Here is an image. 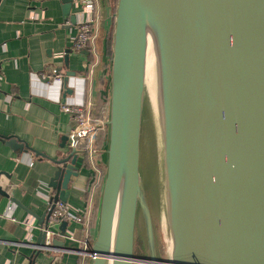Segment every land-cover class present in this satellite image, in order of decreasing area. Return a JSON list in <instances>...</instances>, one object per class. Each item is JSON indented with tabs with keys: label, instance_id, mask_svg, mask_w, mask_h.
<instances>
[{
	"label": "water",
	"instance_id": "1",
	"mask_svg": "<svg viewBox=\"0 0 264 264\" xmlns=\"http://www.w3.org/2000/svg\"><path fill=\"white\" fill-rule=\"evenodd\" d=\"M61 1L64 17L76 23L75 0ZM115 7L107 172L96 237L85 250L91 264H264V0H117ZM153 19L162 43L155 112L163 134L167 221L175 235L168 257L158 252L140 174L145 49ZM69 83L65 77L64 101L73 92ZM68 139L63 137L61 147ZM78 156L72 149L55 160L49 187L56 194L38 216L42 226H48L57 201H68L72 177L79 175ZM0 193L8 195L1 187ZM138 210L145 249L140 257ZM67 225L60 229L65 232ZM55 240L47 244L42 230L38 247H54Z\"/></svg>",
	"mask_w": 264,
	"mask_h": 264
},
{
	"label": "crops",
	"instance_id": "2",
	"mask_svg": "<svg viewBox=\"0 0 264 264\" xmlns=\"http://www.w3.org/2000/svg\"><path fill=\"white\" fill-rule=\"evenodd\" d=\"M95 5L96 13L90 14L83 2L75 3L71 13L76 23L64 17L61 0H6L0 9V187L9 195L0 193V264H91L89 242L87 249L84 242L90 235L94 240L97 233L107 172V127L94 165L79 155V175L69 185L67 203L83 221L70 220L65 232L54 227L55 248L40 249L38 238L47 224L42 226L38 216L53 203L56 190L49 182L57 170L55 160L67 157L69 139L65 148L62 139L76 123L61 107L64 78L69 77L73 88L67 103L96 106L100 98L101 114L104 111L108 119L112 56L107 54V42L115 5L113 0H95ZM92 17L90 59L89 50L78 53L73 42L78 23ZM53 69L62 73V82L41 78V72ZM11 141L29 148L15 149Z\"/></svg>",
	"mask_w": 264,
	"mask_h": 264
},
{
	"label": "built area",
	"instance_id": "3",
	"mask_svg": "<svg viewBox=\"0 0 264 264\" xmlns=\"http://www.w3.org/2000/svg\"><path fill=\"white\" fill-rule=\"evenodd\" d=\"M82 2L86 12L90 14L96 13L97 7L95 5V0H75L74 4ZM93 18L94 17L84 19L78 23L77 33L73 42V49L78 53L87 49L93 41ZM40 76L48 80L60 82L63 80L62 73L57 69H53L51 73L41 72ZM66 101L60 102L63 111L76 118L75 126L69 135V150L73 149L78 155L89 157L90 162L94 165L96 154L95 140L99 131L107 127V115L102 111L100 116H94L91 103L79 105L67 103ZM70 220L82 222L83 217L78 214V212L71 211V207L67 202L62 200L57 201L48 226L43 228V230H46V243L49 245L52 244L55 236L58 234V232L54 230V227H60L64 221L69 222ZM84 243L87 249L88 241L85 240ZM50 248L54 249V247H49L48 249Z\"/></svg>",
	"mask_w": 264,
	"mask_h": 264
},
{
	"label": "rangeland",
	"instance_id": "4",
	"mask_svg": "<svg viewBox=\"0 0 264 264\" xmlns=\"http://www.w3.org/2000/svg\"><path fill=\"white\" fill-rule=\"evenodd\" d=\"M113 2L116 6L117 0H113ZM98 11L100 12V7L98 8ZM100 57L101 56H99V58ZM100 60L102 59L100 58ZM101 63L104 64V62L102 61ZM152 106V101L148 95V92L146 91L140 138V174L155 224L158 252L160 253V255L168 257L170 255L172 247L170 227L167 221L168 218L164 197L165 171L163 160V134L160 123L161 121H159ZM136 228V242L140 238L141 249L143 250V252H145L144 243L139 234V232L142 233L143 228V221L141 214H139V210L137 215ZM136 244L135 250L137 248Z\"/></svg>",
	"mask_w": 264,
	"mask_h": 264
},
{
	"label": "bare ground",
	"instance_id": "5",
	"mask_svg": "<svg viewBox=\"0 0 264 264\" xmlns=\"http://www.w3.org/2000/svg\"><path fill=\"white\" fill-rule=\"evenodd\" d=\"M162 55L161 34L158 21L153 19L147 29L146 49H145V68H146V85L147 92L152 101L154 111L158 114L159 95H160V58ZM125 173V172H124ZM124 187V174L121 179V184L118 193V200L114 213L112 245L115 241V230L119 216V206L121 202L122 192ZM168 220V219H167ZM168 234V233H167ZM171 236V235H170ZM175 243V235L171 236V247Z\"/></svg>",
	"mask_w": 264,
	"mask_h": 264
},
{
	"label": "trees",
	"instance_id": "6",
	"mask_svg": "<svg viewBox=\"0 0 264 264\" xmlns=\"http://www.w3.org/2000/svg\"><path fill=\"white\" fill-rule=\"evenodd\" d=\"M113 33H114V28H113V32L112 34L110 35L109 39H108V42H107V54L108 56H113ZM87 50H89V53H88V56L90 59H92L93 55H92V50L90 48V46L87 47ZM102 106H103V101L102 99H98L97 100V105L95 106V109H94V115L95 116H100L101 115V110H102ZM106 128V127H105ZM104 128V129H105ZM104 129H101L96 137V140H95V149H100L101 148V144H102V141L105 139L106 137V130ZM108 132V130H107ZM88 162V161H87ZM91 219H92V222H91ZM90 219V229L91 231L93 230L94 228V219H95V213L93 215V218ZM89 247H91L92 245V236L90 235V238H89ZM141 241H140V238L137 240V248H136V255L138 257L142 256L143 255V250L141 249Z\"/></svg>",
	"mask_w": 264,
	"mask_h": 264
},
{
	"label": "flooded vegetation",
	"instance_id": "7",
	"mask_svg": "<svg viewBox=\"0 0 264 264\" xmlns=\"http://www.w3.org/2000/svg\"><path fill=\"white\" fill-rule=\"evenodd\" d=\"M136 243H137V242H135V244H136ZM135 253H136V250H135ZM143 255H144V252H143ZM143 255H142V256H143ZM161 256H162V255H161Z\"/></svg>",
	"mask_w": 264,
	"mask_h": 264
}]
</instances>
